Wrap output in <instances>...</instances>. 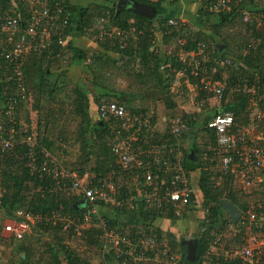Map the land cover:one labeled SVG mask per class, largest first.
Instances as JSON below:
<instances>
[{"label":"trees","instance_id":"1","mask_svg":"<svg viewBox=\"0 0 264 264\" xmlns=\"http://www.w3.org/2000/svg\"><path fill=\"white\" fill-rule=\"evenodd\" d=\"M138 1L155 5L158 11L157 16L148 18L128 9L118 8V0L99 2L88 0L86 4H84V0H47L50 14L55 19L58 17L55 20L57 25L55 26L56 36L53 37L48 49L34 53L27 59L24 68L25 101L21 100L16 93L17 86L13 82L15 77L11 76L13 79H10L12 65L6 63L4 58L0 56V116L3 115L2 112L9 99L16 97L19 99L20 108H18L13 121H9L10 118L7 117L6 120L8 123L15 124L17 129L25 128L23 133L18 132L16 134V142L12 148L4 149L0 145V192H2L0 197V240L3 242L5 239L1 236L3 220L4 218L22 219L21 216L17 215L18 210L29 211L34 215L50 214L65 205V210L81 212L80 208L76 206L79 199L73 197L70 199V204L66 193H60L54 189L57 180L60 178L56 175L55 169L60 170V166H68L71 168L70 171L79 170L83 173L86 170L85 165L87 167L95 157L97 166L92 167V169H95L99 175H105L114 170H117V175L121 173L116 166V155L108 144V140H110L109 122L100 117L99 107L103 103L113 101L129 106V98L124 91L119 92L120 90L117 88H110L111 85L98 83L96 77L101 74L107 79L110 75V67L119 66L120 69H127L126 72L131 74L136 71L139 77L149 80L150 83H159L158 88H161L164 93L166 85L169 84L164 83L160 67L163 63L170 61L171 55H163L157 51V47L153 43V39L156 37L154 32L158 24L163 27L162 23L165 19L175 14V5L179 0ZM191 2L193 1L191 0ZM29 3L30 0H0V21L6 15H11L18 18L20 27L26 30L33 20L26 8ZM248 5L252 12L262 9L256 7L257 4L254 0H248ZM169 6H172L170 10ZM196 8L197 13L195 12V14L212 15L213 19L205 23L198 21L199 27L196 25L195 31H192L190 26L184 28V35L188 38L185 48L187 50L198 49L202 43L209 46L214 45L218 53L232 58L233 67L226 79L227 89L222 99V106L225 111H233L238 122L248 123L255 111L254 106L250 105L249 97L240 92L229 91V89L234 81L242 78L258 79L259 82H264V18H262V28H257L255 24L246 25L248 29H252L250 36H242L240 44L232 49L231 36L228 38L221 35V30L228 24L236 25L239 23L241 25L243 19L240 12L235 9L226 14H210L199 5H196ZM64 19H67L68 24L64 23ZM107 27L126 30L134 28L135 31L133 32L136 37H129L126 44L121 47L119 39L111 37L113 30L107 29ZM60 31L61 33L64 31L63 37L66 38L63 43H59L56 39ZM71 36L74 38L70 39ZM82 38H86L90 42L94 41L90 49L88 48L89 44L85 46L81 43ZM253 41L256 43L247 51L249 43ZM219 48H222V51ZM66 54L69 55L67 56V63L62 65V59L65 58ZM31 58L40 60L38 69L29 67ZM89 59L90 61L87 62ZM172 61L174 66L179 69L184 65L187 75L199 84L201 74L199 77H195L190 73V67L177 62L175 58H172ZM167 74L169 75L168 71ZM201 96H204L202 91ZM103 98L104 100H102ZM27 102L28 105L31 104L32 106L30 111L28 110L29 107H26ZM169 104L174 106L172 102ZM218 105L209 107L208 112L214 110L215 115L219 111ZM262 108L263 105L258 107V109ZM208 112L204 110L200 115L195 113L193 117L186 115L191 126V132L181 138L183 140L189 135L192 138L189 149L183 147L185 150L183 165L186 169L193 171L190 174L193 178L194 188L191 200L193 207L189 212L191 211L190 213L193 214V211L195 213L201 211L203 214V225L200 227L201 234L199 237L196 236L198 239L197 261L191 262L186 256H183V264H201V256L209 249L215 239V234L223 229L226 230L232 223L229 213L222 205L223 199H230L242 210H246L251 200H254L253 193H245L234 182L233 178L226 177L218 183L219 179L213 178V173L206 166L205 163H210V158L204 159L203 153L209 147L208 145H203V147L197 145L194 138L198 134H207L211 135L214 143L215 135L210 131L207 133L206 129V123L212 116ZM157 119L158 116L156 115L153 129L155 135L151 137V141L154 144L162 145L166 140H160L159 134L166 133L167 128L164 127L163 130H160L156 124ZM261 128L264 130V121L261 123ZM29 136L33 137L37 144L36 159L31 158L28 142L22 141ZM172 139L170 137L171 141H173ZM207 141L205 144L208 143ZM66 145H79L80 147V158L70 162L69 165L62 162L59 157L56 158L58 150L67 153ZM44 148L51 155L50 157H46V152L42 151ZM192 152L194 154L192 155L193 159H190L189 156ZM30 162L34 163L35 169L30 166ZM213 164L215 161L211 163V165ZM45 165L52 169V172L41 176L38 171ZM130 212L133 211L111 210V214L109 213L107 217L108 222L118 228L124 227V229L133 226V229L140 228V226L147 228L153 226L152 222L158 217H163L141 203L136 210L140 216V219L134 221L137 224H128L121 217ZM168 218L176 219L172 215ZM44 223L47 224L43 220L39 221L40 225L38 224L39 226L36 227L37 230L40 231L39 227L46 230ZM156 230L158 231V238L161 240L165 236L164 231L162 232L161 228ZM99 232L98 228L86 232L88 235L90 233V236L85 235L88 236L90 245L99 241ZM170 234L172 237L175 236L173 233ZM236 237L240 239L242 235ZM170 245L180 252L181 250L185 251V247L181 245V240L171 241ZM60 246L57 248L55 246L49 247L52 253L50 264L93 263L92 258L89 259L85 256L88 251L77 253L67 245L62 244ZM21 251L26 253V257L21 258L23 263L29 264L31 247L23 244L17 249L18 253ZM62 254L64 258L61 257ZM105 257L109 260L108 264H118L110 256ZM62 259L65 260L64 263Z\"/></svg>","mask_w":264,"mask_h":264},{"label":"built area","instance_id":"2","mask_svg":"<svg viewBox=\"0 0 264 264\" xmlns=\"http://www.w3.org/2000/svg\"><path fill=\"white\" fill-rule=\"evenodd\" d=\"M192 1L210 14H226L236 9L246 25L255 24L257 28L263 25L264 11L261 9L252 12L248 0ZM27 10L33 20L26 30L20 27L19 19L11 15H6L0 21V56L6 63L12 65L10 79L15 77L13 82L17 86L16 93L23 101L26 98L24 68L27 59L34 53L48 49L53 37L56 36L55 20L58 18L55 19L50 14L47 0H30V7ZM186 18L185 14H181L165 19L163 27L158 24L153 43L161 54L171 55V59H178L190 67L193 76L199 77L201 74L200 90L210 108L220 103L217 106L219 111L214 115L213 110L210 120L206 123L207 133L210 131L214 134L215 141L214 143L212 141L209 149L203 153L204 159L210 158V163L205 164L213 173V178L217 177L218 183L226 177L233 178L245 193H253L258 191L264 182L262 175L264 130L261 128L264 121V82L242 78L231 84L229 91L245 94L250 99V105L255 108L248 123L238 122L234 112L225 111L222 106L227 89L226 75L232 70L233 60L218 53L214 45L202 43L198 49L187 50L185 47L188 38L184 35V28L190 25V22ZM64 23L68 24L67 19H64ZM133 29L116 28L112 31L111 37L118 38L122 47L129 37H136ZM59 33L56 39L59 43L65 42L64 31ZM161 43L170 46L172 50H164ZM255 43V41L249 43L247 51ZM171 59V62H166L161 67L169 72L174 69L172 72H175ZM172 76V73H169L168 78H171L167 83L169 85L175 80ZM212 100H215V105H211ZM19 104V99L10 98L2 112L3 115L0 116V145L4 149L12 148L16 142V134L25 131L24 127L17 129L15 124L6 120V117L10 118L9 121L15 119ZM261 105L263 108L258 109ZM99 114L109 122L116 166L121 173H125V179L124 183L117 182V170L111 171L108 175L98 174L91 178L87 175L79 176L76 172L68 171L61 166L60 170L55 169L56 175L60 177L55 184V191L67 195L71 193L72 197L79 199L76 206L81 210L77 217L80 224L75 231L82 233L81 221L90 224L97 220L96 226L101 230V250L104 256H110L118 264H182L181 252L177 248L159 244L156 228L152 226L118 228L108 222V216L101 210L108 207L113 211H136L139 204L144 203L159 216L168 218L172 215L176 219H181L187 215L193 207L191 200L194 188L192 175L190 176L193 171L183 165L185 150L181 138L191 132L186 115L177 114L169 120L167 132L159 134V139H165L166 142L157 145L151 141V137L155 135L153 130L155 116L151 112L130 113L124 103L113 101L101 104ZM207 137L210 138L211 135ZM22 141L28 142L31 158L36 159L38 151L34 138L29 136ZM42 151L46 152V157L51 156L45 148ZM214 161L215 164L211 165ZM30 166L35 169L34 163L30 162ZM38 172L44 176L52 172V169L45 165ZM242 211L239 221L236 224L231 223L229 230H234L235 236L245 237L243 245L224 248V253L216 256L217 242L214 239L209 249L201 256V264H264V202L251 201L248 208ZM57 213L59 212H54L51 217L56 220L66 219L64 228L73 222L63 214ZM23 214V210H18L17 215L23 217L22 219H15L13 224H3L9 238L21 240L31 229V222L34 224L32 219L42 221L49 217L44 214L34 215L31 212Z\"/></svg>","mask_w":264,"mask_h":264},{"label":"rangeland","instance_id":"3","mask_svg":"<svg viewBox=\"0 0 264 264\" xmlns=\"http://www.w3.org/2000/svg\"><path fill=\"white\" fill-rule=\"evenodd\" d=\"M94 0H92L93 2ZM96 1H102V0H96ZM86 2H88V0H84V4H86ZM254 2L257 4L256 7L262 8L264 11V0H254ZM193 4V5H192ZM169 5V4H166ZM189 5H191V7L193 8L192 10H194L196 8V5H198L195 1L189 3ZM30 7V3L27 5L26 8ZM188 18V17H187ZM186 18V19H187ZM189 20V18H188ZM191 20H189L190 22ZM237 23L236 25H231L228 24L227 26H225L221 32V35H225L228 38H230L231 36V48L234 49L236 47L237 44H240L242 36H250V31H252V29H248L246 26V24H244V22H241V25ZM187 26H190L189 24ZM191 27V26H190ZM263 27V25L261 26V28ZM111 27H107V29H110ZM192 28V27H191ZM112 29V28H111ZM114 31V29H112ZM192 31H195L194 28H192ZM233 36V38H232ZM222 37V36H221ZM252 39V37H251ZM94 44V41L89 44V49L91 48V45ZM162 48L164 50H168L171 51L172 49L170 48V46L161 43ZM212 46V45H211ZM173 49H175V47L172 46ZM216 49V48H215ZM211 50V49H210ZM220 51H222V48L220 49ZM217 51V49H216ZM164 55V53H163ZM67 55L65 56V58L62 59V65H66L64 64L67 61ZM31 64L29 65V67H35L36 69H38L40 67V60L38 58L34 59L31 58ZM171 59V56L170 58ZM177 62H179L178 59H176ZM90 59L87 61L89 62ZM167 62H171V61H167ZM67 63V62H66ZM166 63V62H165ZM163 63V66L164 64ZM173 65L174 62L172 61ZM180 63V62H179ZM44 67V66H43ZM177 67V66H174ZM111 70H109L110 75L109 78H107L105 75V77L107 79H105L103 77V75L99 74L97 75V81L98 83L101 84H106V85H111L110 88L114 87L115 89L117 88L118 90L124 91L126 92L125 94L127 95V98H129L128 100V105L127 108L129 110L130 113H134V114H145L147 112H151L152 114H154V116H158V119L156 121L157 127L160 130H163L164 127L167 128L168 130V122L169 120L177 115V114H184V115H189L191 117L194 116L195 113H199L198 115H200L201 113H203L204 110H206V112H208L207 109H210L208 102L206 101V97L205 96H201V90H200V82L199 84L197 82H195L192 77L179 71L176 73V75L172 76V79L174 78V82L171 81L170 85H166V90L163 93L161 88H158V86H160L159 83L154 84V82L150 83L149 80L147 81L146 79L139 77L138 73L136 74V71H133V73H128L126 72L127 69H120V67H115L112 66L110 67ZM160 71H162L163 73L165 72V68L164 67H160ZM183 69V68H182ZM108 73V72H107ZM230 74H227L226 77H229ZM88 83L89 81L86 80ZM168 83V82H167ZM166 84V83H165ZM156 85V86H154ZM91 86V84H90ZM71 87V86H70ZM109 98V97H108ZM68 99V97H67ZM70 99V98H69ZM104 100V98L102 99ZM170 102H172L174 105L173 107L170 106ZM211 105H215V100H212ZM26 107L28 108V110H31V104L27 105ZM141 109V110H135V109ZM202 109V110H201ZM200 111V112H199ZM208 113H212V111L208 112ZM207 113V114H208ZM206 114V115H207ZM205 115V113H204ZM252 117V115H251ZM154 129V127H153ZM190 134V133H189ZM191 135H189L187 138L184 137V139L182 140V144L183 147H186L187 149H189V147L191 146V141L192 138H190ZM208 138L206 140V138ZM191 139V140H190ZM195 142L197 145H200L203 147L208 145L211 143L212 144V139L211 137H207V134H198L195 138H194ZM205 141H207L208 143L205 144ZM204 143V144H203ZM65 144V143H64ZM108 144L111 146L113 143H111V139L108 140ZM210 144V145H211ZM67 149V153L62 152L61 150L57 151V159L58 157L61 159L62 162H64L65 164L69 165L70 162H74L76 161V159L78 160L80 158V147L79 145H66L65 146ZM207 147V149H208ZM206 148V147H205ZM113 150V148H112ZM55 156V155H54ZM61 156V157H60ZM61 163V162H60ZM63 165V164H62ZM97 164L95 163V157L93 158L92 161H90V163L87 165H85L86 170L81 173L79 170H74L72 172H76L77 175H81L82 177L84 176H90L91 178H93L94 176L96 177L98 175V172L95 169H92V167H96ZM63 167L70 171L71 168L70 167H66L63 165ZM197 173V171H196ZM105 175H108L105 174ZM117 182L121 181L124 183V179H125V173H119L117 176ZM129 190V189H128ZM261 190L256 191L255 193H253V197L254 200H251L253 202L258 201L257 198H255V196L258 194V197H260L259 195H261L260 192ZM0 194H2V192H0ZM64 195V194H63ZM69 198V203L71 204V200L72 194L70 193L69 195H66ZM257 199V200H255ZM262 201L264 202V198L262 197ZM65 205H63V207H60L59 209L55 210L54 212L56 213L57 211L59 213L57 214H63L66 218H68L69 220H72L73 222L69 224L68 227L64 228L65 225L64 223L67 221L66 219H60V220H56L55 218L51 217L53 216V213L50 214H44L47 217V220H43L44 222H47V224H45L44 228L46 230H44L43 228H40V231L37 230V226H39V221L37 219H32L33 223L31 222V229L26 233L24 239L22 240H16L13 237L9 238L8 233L6 232V230L3 229V224L4 223H10L13 224L15 221V218H4L3 223H2V230H1V236L4 237V242L2 240H0V264H24L23 260L21 259L22 257H26V253L24 252H17L18 247L22 246L23 244H27L29 245V247H31V252H30V260H29V264H50L51 260H52V253L50 252V246H55V248L57 247H61L60 245H67L70 247V249H74L75 252L77 253H81L84 252L86 253V251H88V253L85 254L86 257H89V259H91V261H93L92 264H106L109 263V260L107 259V257L104 256L102 250H101V241H100V236H99V241H97L96 244H91L89 243V238H87L88 236H90V233L88 235V231H90L93 228H98L99 229V233H101V230L99 227L96 226L97 220L94 221L93 223L90 224H85L83 221H81V225H80V231L82 233H78L77 231H75V228L79 226L80 222L78 221L77 217L79 216V213L76 212H70V210H65L64 207ZM68 208V207H67ZM199 210V209H198ZM29 212V211H28ZM24 211L23 215H26V213ZM191 212V211H190ZM190 212L187 213V215L185 217H183V219L178 220V223L181 226V223H183L186 220V224H190L189 221H193L192 218L196 219V221L200 222L202 221V217L203 214L201 211H193L194 213L191 214ZM53 214V215H52ZM51 217V219H50ZM23 218V217H22ZM31 220V221H32ZM39 224V225H38ZM129 224V223H128ZM133 224H137L136 222H133ZM132 225V224H131ZM203 225V223H201V226ZM201 226L198 227L197 224V228L194 230H190V231H185L187 232L186 234L183 235V238L180 237L181 243L183 239H190L193 235V233L195 234V232L197 230H200ZM231 226H228V228L221 230L220 232H217L215 234V240L217 242V245L215 244V254L216 256L224 253V248H235V247H240L241 245H243V239L245 240V237L242 238H237L235 236V231H230L229 228ZM170 229H168L167 231H165L164 234L165 236L162 237V239L159 241L161 245H166L168 244L170 246V242L171 241H175L177 242V238L176 236H171V232L169 231ZM198 233V232H197ZM88 235L87 237L85 235ZM201 234V231H199V233L196 235L197 237H199ZM194 235V236H195ZM7 236V237H6ZM193 237V238H196ZM217 238V239H216ZM220 238V240L218 239ZM8 239V240H7ZM214 249V248H213ZM85 250V251H84ZM213 253V252H212ZM62 258H64V255H61ZM183 257V250H181V258ZM212 257L210 256V259ZM209 259V260H210ZM213 260V258H212ZM63 263L65 262L64 259H62ZM89 262H83V264H88ZM91 264V262L89 263Z\"/></svg>","mask_w":264,"mask_h":264},{"label":"crops","instance_id":"4","mask_svg":"<svg viewBox=\"0 0 264 264\" xmlns=\"http://www.w3.org/2000/svg\"><path fill=\"white\" fill-rule=\"evenodd\" d=\"M189 3H191V0H185L184 2L179 0L177 2V5H175L176 6L175 14L170 16V17H176V16H180L181 14H185L186 17L189 18V20L192 19L190 21V26L192 28H194V29H197V27H199L198 26V24H199L198 21H203L205 23V22H209L211 19H213L212 15L211 16H205V15L201 16V15H198L199 13L195 14V12L197 11V8L192 10L193 8L191 7V5H189ZM171 8H172V6H169V10ZM196 25H197V27H196ZM72 38H74V37L71 36L70 39H72ZM81 40H82L81 43H83L85 46H88V44L92 43L86 38H82ZM182 68L179 69V68L175 67V69H176L175 72H172L174 69H172V71L170 70V72L169 71L168 72L172 73V75H174V76L179 71H181V72L186 74L187 71H185L184 65H183ZM161 73L163 74L164 83L167 84V82L171 80V78H168L169 75L167 74V70H165L164 73L161 71ZM262 175H263V179H264V169L262 171ZM259 190H261L260 192H262V193H260L261 194V195H259L260 197H258L259 193H257V195L255 196V198L258 199V201H256L257 203L263 202L262 201V197L264 198V182H263V184H262V186H261V188ZM255 192H253V193H255ZM257 199H255V200H257ZM101 211H102L103 214H105L107 216H108L109 213L111 214V210L108 207H103ZM121 219H123L124 221H126L128 223H133L135 220L140 219V216H139L138 212L133 211V212H130V213L122 215ZM181 219H183V218H181ZM181 219H170V218H167V217H158L156 220H154V222H152V225H153L152 227L153 228H156V227L157 228H161L162 232L164 231L163 232L164 234H167V233H165V231L170 229L169 231L176 236L177 240H180V237H183V235L187 233L185 231L193 230V228L195 230L197 228V224H198V227H199V226H201V223H203V220L200 223V222L196 221V219L192 218L193 221H189L190 224H188V223L186 224V220H185L183 223H181V226H180V224L178 223V220H181ZM197 231L199 232L200 230H197ZM192 238L193 237H191V239ZM64 264H66V262Z\"/></svg>","mask_w":264,"mask_h":264},{"label":"water","instance_id":"5","mask_svg":"<svg viewBox=\"0 0 264 264\" xmlns=\"http://www.w3.org/2000/svg\"><path fill=\"white\" fill-rule=\"evenodd\" d=\"M117 6L118 8L128 9L148 18H154L158 14L155 5L141 2L138 0H118ZM192 155H194L193 152L189 156L190 159H193ZM222 205L229 213L232 223L236 224L242 215V209L229 199H223ZM181 245L185 247V251H183V256H186V258L191 262H196L198 251V239H183ZM181 262L184 263L183 260Z\"/></svg>","mask_w":264,"mask_h":264},{"label":"flooded vegetation","instance_id":"6","mask_svg":"<svg viewBox=\"0 0 264 264\" xmlns=\"http://www.w3.org/2000/svg\"><path fill=\"white\" fill-rule=\"evenodd\" d=\"M197 232H198V231L195 232L196 235L199 233V232H198V233H197ZM195 234L193 233L192 237H195V236H196ZM194 235H195V236H194Z\"/></svg>","mask_w":264,"mask_h":264}]
</instances>
